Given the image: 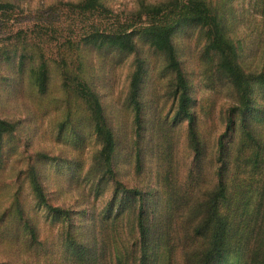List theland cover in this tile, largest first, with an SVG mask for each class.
Segmentation results:
<instances>
[{
  "label": "rangeland",
  "instance_id": "rangeland-1",
  "mask_svg": "<svg viewBox=\"0 0 264 264\" xmlns=\"http://www.w3.org/2000/svg\"><path fill=\"white\" fill-rule=\"evenodd\" d=\"M102 1L110 14L99 9L82 13L72 6L82 0H0L1 6L12 5L0 9V120L14 125L13 131L0 134V264H79L76 254L84 248L91 264H116V255L131 260L123 264H137L139 202L123 196L120 209L115 201L109 205L119 182L145 194L149 220L156 213L163 224L171 220L169 231L155 237V264H185L187 251L206 248L192 236L198 221H189L188 214L217 185L216 141L229 110L237 106L236 94L218 71V56L206 48L205 29L177 27L172 43L205 149L198 176L187 125L172 122L178 96L165 57L144 36L135 37L131 53L84 45L92 28L110 33L140 27L146 23L144 16L135 17L140 3L166 0ZM206 2L220 17L240 67L264 73V0ZM41 62L48 77L43 94L30 79ZM139 64L143 78L136 124L129 92ZM75 79L96 94L115 137L111 171L99 161L102 144L86 102L74 90ZM251 98L263 113L256 112L248 123L264 154V88L255 85ZM244 139L252 147L241 130L232 138L235 145ZM231 150L235 153V146ZM240 166L239 174L226 173V181L251 182V215L264 192V163L253 166L245 159ZM184 181L192 182L188 192L181 187ZM176 192L187 193L189 201L182 205ZM248 232L230 264H252L260 234Z\"/></svg>",
  "mask_w": 264,
  "mask_h": 264
},
{
  "label": "trees",
  "instance_id": "trees-1",
  "mask_svg": "<svg viewBox=\"0 0 264 264\" xmlns=\"http://www.w3.org/2000/svg\"><path fill=\"white\" fill-rule=\"evenodd\" d=\"M72 6L80 9L82 13L99 9L102 13L110 14V10L105 7L102 0H82V2ZM211 6L214 7L212 4ZM211 6L206 0L141 2L135 17L140 20L144 16L146 23L138 28H133L131 31L123 29L110 33L99 32L98 28H92L93 32L84 40V45L90 46L94 50L111 48L120 53H131L136 48L135 37L144 36L150 41V46L165 57L167 69L175 76V93L178 96L177 109L172 122L174 124L186 123L189 146L194 154L193 162L199 176V170L205 158V149L197 129L195 113L191 108L193 101L189 94V87L177 58L175 46L172 43V33L177 27L189 24L205 29L206 48L218 56V71L234 90L236 94L235 105L237 106L229 110L225 129L216 141L218 155L217 185L202 204H198L199 207L194 204L188 214L189 221H198L192 236L206 244V248L199 253L187 251L185 264H230L229 258L232 252L241 251V244L248 241V236H250L248 230L255 231L254 235L260 234V239L256 241V246L251 251V255L254 257L252 264L255 263L256 259L260 261V264H264V192L259 193V198H256V208L249 215L248 206L250 201H253L250 193L255 191L251 182L248 180L244 184L242 180L237 181L236 179L232 180V178L229 183L226 181L228 180L226 173L229 174L232 170L237 174L240 173V161L244 162L246 159L253 166H257L259 162L264 163L263 144L248 123L251 117H255L256 112L258 114L263 113L252 104L251 94L255 85L264 88V73L257 75L246 73L240 67L237 62L236 48L232 41L225 36L222 21ZM11 7V4L0 5V9ZM142 78L143 70L139 64L131 77L129 92V100L133 105L136 124H139L140 121L138 96ZM30 79L38 92L41 94L46 92L48 77L44 62H41L38 69L30 72ZM74 90L86 102L94 123V133L101 141L102 149L99 154V161L107 166L108 171H111V160L117 144L112 131L107 126L99 100L96 94L78 79H75ZM13 129V124L0 120V134L11 132ZM237 130H241L243 135L250 140L252 147L246 139L239 140L235 145L232 138ZM231 146H235V153L232 152ZM249 148L250 152L247 156L245 153H248ZM260 149H262V155ZM195 179L191 178V181ZM191 184L192 182L184 181L181 187L188 192ZM36 188L41 197L40 188L38 186ZM115 193L119 197H116ZM148 194L150 196L155 195L152 192ZM187 195V193L182 195L178 192L175 193V197L182 200V205L187 200L189 201ZM123 196L127 199L136 197L139 202L137 211L139 256L136 263L155 264V237L160 235L161 230L163 234L169 231L172 227L171 220L167 224H163L160 216L156 217V214L159 215V213H156L149 220L147 218L149 206L144 204L145 194H141L136 188H126L120 182L116 184L109 205L115 201L117 202V209H120ZM252 223L254 226H251ZM79 246L80 244L77 247ZM76 256L80 259L76 260L80 262L79 264H91L90 255L85 251V248L82 252H77ZM115 260L116 264L131 261L129 258H120L118 255L115 256Z\"/></svg>",
  "mask_w": 264,
  "mask_h": 264
}]
</instances>
